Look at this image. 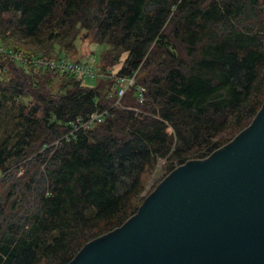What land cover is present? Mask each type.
Segmentation results:
<instances>
[{"label": "trees", "instance_id": "trees-1", "mask_svg": "<svg viewBox=\"0 0 264 264\" xmlns=\"http://www.w3.org/2000/svg\"><path fill=\"white\" fill-rule=\"evenodd\" d=\"M80 28L104 48L101 72L121 62L115 77L87 84L19 59L69 57ZM134 73L120 98L119 78ZM263 99L264 0H0V128L5 114L14 122L0 171L37 165L23 190L10 188V207L0 194V264H68L139 210L159 158L169 170L207 158ZM96 112L101 121L73 132Z\"/></svg>", "mask_w": 264, "mask_h": 264}, {"label": "water", "instance_id": "water-1", "mask_svg": "<svg viewBox=\"0 0 264 264\" xmlns=\"http://www.w3.org/2000/svg\"><path fill=\"white\" fill-rule=\"evenodd\" d=\"M68 264H264V99L228 143L170 171Z\"/></svg>", "mask_w": 264, "mask_h": 264}, {"label": "rangeland", "instance_id": "rangeland-1", "mask_svg": "<svg viewBox=\"0 0 264 264\" xmlns=\"http://www.w3.org/2000/svg\"><path fill=\"white\" fill-rule=\"evenodd\" d=\"M77 31H78V36L75 39V48L71 50H66L69 53V57L67 56L68 54H65V56L72 60L87 59V61L88 60L90 61L93 58V55H98V53H100L104 48L102 45L97 44L96 42L93 41V35L91 34V32H88L86 29H82V28H80ZM21 44H24V46H27V47L37 45L34 42H30V41L22 42ZM55 46L57 49H61L59 47V44H55ZM125 56L126 54L123 55V58ZM19 59L22 60L23 58L19 57ZM24 60L27 61L26 58H24ZM6 64L9 65L8 62ZM9 66L12 69L13 64ZM120 67H121V62L118 63V65H116L112 69V73H116ZM158 67H159L158 65L149 66L148 68H146L145 70L141 72V76H142L141 78L150 79V76L152 75L153 72H156ZM12 72L13 70H11V73L6 75L7 79L13 76L14 73ZM85 83L91 84L89 79H85ZM60 85H61L60 80H53V83L51 84L52 91L54 93H57ZM106 89L107 87L105 88V90ZM31 100H32V97L30 95H26L21 99V101H23L26 104L30 103ZM3 117L4 119L1 123V128H0V137L5 136L7 130L11 129L7 127H11L12 124L14 123L10 121L11 116L9 114H5ZM7 121H10V122H7ZM167 131L169 133H173V127L169 125L167 128ZM36 155L37 153H34L32 156H30L26 160L30 161V159L35 157ZM34 163L28 164V166H26L25 168L21 165L22 163L15 165L13 167V174L10 177H6L9 172L7 173V172L0 171V194L4 195L7 207H10L11 202L8 203V200L12 197L9 194L10 188L12 189L13 187H15V184L19 181L18 186L21 188V190H23L22 186L24 185L25 181L28 180V178L32 175V173L35 172V170L37 169V165L36 163L35 164ZM169 168H170V159L168 158V156L159 158L158 164L155 170L153 171V173L151 174V176L149 177L147 188L145 192L143 193L146 197L150 195L156 189V187L160 184V182L165 178V176L170 171H172V170H169ZM11 182H14V183L11 184ZM23 188H25V185L23 186ZM13 199H14V196H13Z\"/></svg>", "mask_w": 264, "mask_h": 264}, {"label": "built area", "instance_id": "built-area-1", "mask_svg": "<svg viewBox=\"0 0 264 264\" xmlns=\"http://www.w3.org/2000/svg\"><path fill=\"white\" fill-rule=\"evenodd\" d=\"M18 58V56H15ZM24 60V58L22 59ZM25 61V60H24ZM28 63L33 64L37 68H50L59 71H69L73 74H76L79 78L94 80L98 77H103L105 79L109 77H115L116 75L112 72H101L99 70V65L97 63V56H93L90 61L87 62H78L72 60L66 56H59L55 58H33L27 60ZM134 73L130 77H120V83L123 84L119 88L120 98L125 94L126 90L135 83ZM144 88L139 86V97L140 100H144ZM105 112H96L90 115L87 118L77 117L72 121L73 132L80 128H87L92 126L96 121H101L103 119Z\"/></svg>", "mask_w": 264, "mask_h": 264}]
</instances>
